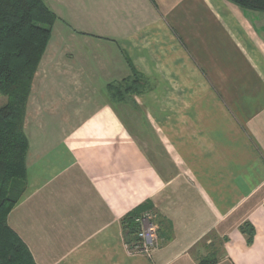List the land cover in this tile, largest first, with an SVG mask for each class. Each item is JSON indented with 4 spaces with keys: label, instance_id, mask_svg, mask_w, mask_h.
<instances>
[{
    "label": "crops",
    "instance_id": "obj_1",
    "mask_svg": "<svg viewBox=\"0 0 264 264\" xmlns=\"http://www.w3.org/2000/svg\"><path fill=\"white\" fill-rule=\"evenodd\" d=\"M81 2L87 23L55 22L33 79L9 226L37 264H264V12L260 27L228 0ZM132 66L137 116L119 104L138 134L106 87ZM147 201L164 221L150 252L121 225Z\"/></svg>",
    "mask_w": 264,
    "mask_h": 264
},
{
    "label": "trees",
    "instance_id": "obj_2",
    "mask_svg": "<svg viewBox=\"0 0 264 264\" xmlns=\"http://www.w3.org/2000/svg\"><path fill=\"white\" fill-rule=\"evenodd\" d=\"M242 9L264 12V0H228ZM56 13L45 0H0V94L7 101L0 106V264H37L23 239L8 224L10 211L26 187V157L29 140L24 123L34 76L51 38ZM132 75L107 84L114 101L132 99L142 78L132 66ZM148 210L154 212L158 233L162 217L147 201L121 219L125 241L138 240L140 220ZM243 231L251 242L254 228ZM163 233H160V235ZM217 258L205 257L200 264H214Z\"/></svg>",
    "mask_w": 264,
    "mask_h": 264
},
{
    "label": "rangeland",
    "instance_id": "obj_3",
    "mask_svg": "<svg viewBox=\"0 0 264 264\" xmlns=\"http://www.w3.org/2000/svg\"><path fill=\"white\" fill-rule=\"evenodd\" d=\"M46 2L50 6V8L56 13L57 17L60 16L55 21L58 25L59 24H66V25L69 24L72 26H78V25L87 23V12H86L87 6H82L81 0H77V4H79L78 7L80 8H78L75 5L74 0H46ZM85 4L87 5V0H85ZM246 10L251 12V14L253 15L254 21L261 27L262 22H261V19L259 20V18L261 17L259 13H262V12L253 11V10L251 11L248 9ZM6 101H7V97L5 95L0 94V106L4 104ZM119 103L120 102H117V101L113 102L114 106L119 110V112L121 113L123 118L126 120L131 130H133L136 134H138V130L136 126H134V123L132 122L130 117H128L126 113L121 109V106ZM125 104L127 105L124 107H126L128 110H131L133 108V106L131 105L133 104V102L129 98L125 101ZM129 116H131V118L134 119V117L137 116V113L134 110H131V112H129ZM52 129L54 128H50L49 130H52ZM54 130L57 132L59 131L58 128L56 127ZM147 212L148 213H146V215L149 214L150 216H152V220L155 221V217L153 215L154 212L152 210H148ZM216 245H217L216 249L219 250L221 248L220 242H217Z\"/></svg>",
    "mask_w": 264,
    "mask_h": 264
},
{
    "label": "built area",
    "instance_id": "obj_4",
    "mask_svg": "<svg viewBox=\"0 0 264 264\" xmlns=\"http://www.w3.org/2000/svg\"><path fill=\"white\" fill-rule=\"evenodd\" d=\"M141 228L138 232L139 240L133 244L135 250L150 252L160 245L158 225L152 220V216L145 214L140 220Z\"/></svg>",
    "mask_w": 264,
    "mask_h": 264
}]
</instances>
